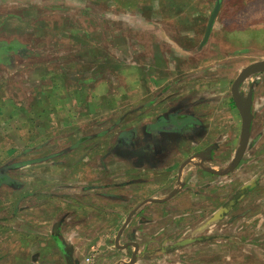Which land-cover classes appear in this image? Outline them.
Returning a JSON list of instances; mask_svg holds the SVG:
<instances>
[{
  "label": "crops",
  "instance_id": "0c3cea01",
  "mask_svg": "<svg viewBox=\"0 0 264 264\" xmlns=\"http://www.w3.org/2000/svg\"><path fill=\"white\" fill-rule=\"evenodd\" d=\"M159 5L162 21L178 27L169 31L162 25L160 48L167 57L161 55L154 63L161 66V73L134 79L130 87L140 86L139 90L121 100L129 106L127 114L114 120V132L102 131L106 139L112 138L106 145H96V156L107 149L116 161L97 160L98 175L91 178L92 161H80L82 179L66 171L48 177L55 183L48 195L52 205L49 217L40 218L36 227L47 232L59 255H49L46 264H101L109 254H103L106 237L111 236L104 229L115 230L116 252L132 247L130 237L124 240L131 229L150 233L142 242L150 245L145 250L139 249L141 231L135 236L134 264L149 255L154 244L161 250L162 244L169 247L172 239H165L170 236L182 238L171 244L185 247L209 244L218 234L236 245L238 238L246 245L243 241L249 235L263 237L248 245L258 246L257 260L263 256L264 263V73L249 75L239 86L245 96L252 91V121L235 166L242 118L231 94L235 79L230 83L222 73L232 57L264 55V0H161ZM166 6L170 13L164 16ZM6 26L0 18V61L7 58L12 63L18 56L26 60L33 49L2 39ZM68 164L71 161H64V166ZM2 178L9 183L5 175ZM61 181L80 184V192H64L58 188ZM46 194L41 193V199ZM107 212L113 215L112 227L102 222ZM218 227L224 232L215 231ZM24 231L18 229L17 234ZM95 245L98 253L92 258L78 255V246Z\"/></svg>",
  "mask_w": 264,
  "mask_h": 264
},
{
  "label": "rangeland",
  "instance_id": "374dc122",
  "mask_svg": "<svg viewBox=\"0 0 264 264\" xmlns=\"http://www.w3.org/2000/svg\"><path fill=\"white\" fill-rule=\"evenodd\" d=\"M160 1L0 0V18L7 23L3 32L10 36L3 34L2 39H14L33 49L26 60L18 56L12 63L7 58L0 61V264H46L49 255L58 253L47 232L36 227L40 218L49 217L52 203L48 195L55 184L48 180L50 174L60 176L66 171L82 179L80 161H92L91 178L98 175L97 160L116 161L111 150L96 156V145H106L112 138L106 139L102 131L114 132V120L127 114L129 106L121 100L139 90L140 86L130 87L134 79L161 73V66L154 63L163 55L162 25L169 31L178 27L162 21ZM166 9L164 16L170 13ZM216 58L220 60V55ZM259 60H264L263 54L232 57L222 73L231 83L246 61ZM84 137L89 138L82 142ZM64 161L71 164L64 166ZM1 173L9 183L1 181ZM57 184L64 192H80L75 182ZM45 191L48 194L41 199ZM112 220V213L103 215L104 226L112 227ZM18 229H25L24 234H17ZM134 230L126 232L124 240L130 237L132 247L123 252L112 247L115 230H103L111 236L106 237L103 254H109L101 264H122L121 260L134 264L133 241L137 243L135 236L140 231L139 249H149L142 242L150 233ZM215 231L224 232L221 227ZM220 236L209 244L201 241L185 247L171 244L182 238L170 236L165 239H172L169 247L162 244L161 250L160 244H154L149 255L139 256L138 263L264 264L263 256L257 260L258 246L248 245L263 237L249 235L243 241L246 245L238 238L236 245ZM78 248L82 258L98 253L96 245Z\"/></svg>",
  "mask_w": 264,
  "mask_h": 264
},
{
  "label": "water",
  "instance_id": "95a60500",
  "mask_svg": "<svg viewBox=\"0 0 264 264\" xmlns=\"http://www.w3.org/2000/svg\"><path fill=\"white\" fill-rule=\"evenodd\" d=\"M215 14H216V9L214 10L210 18L207 32L209 31V28L212 24ZM254 73H264V60L253 61L248 65H246L243 69H241V71L238 73L231 87L233 102L237 107L242 118L241 141H240V147L236 154V158L234 160V164H233L234 166L239 162L246 148L250 133L251 121H252V91H249L248 94L245 96L242 92L239 91V86L245 78H247L249 75ZM130 216L131 215L127 217L124 226L128 223ZM132 257L134 260L135 253L132 255Z\"/></svg>",
  "mask_w": 264,
  "mask_h": 264
}]
</instances>
